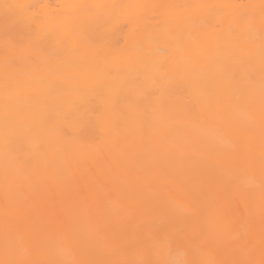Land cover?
Instances as JSON below:
<instances>
[{
	"label": "bare ground",
	"instance_id": "1",
	"mask_svg": "<svg viewBox=\"0 0 264 264\" xmlns=\"http://www.w3.org/2000/svg\"><path fill=\"white\" fill-rule=\"evenodd\" d=\"M0 264H264V0H0Z\"/></svg>",
	"mask_w": 264,
	"mask_h": 264
}]
</instances>
